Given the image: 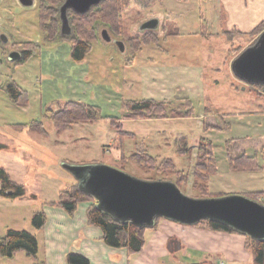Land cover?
<instances>
[{
    "label": "rangeland",
    "instance_id": "374dc122",
    "mask_svg": "<svg viewBox=\"0 0 264 264\" xmlns=\"http://www.w3.org/2000/svg\"><path fill=\"white\" fill-rule=\"evenodd\" d=\"M43 1L0 0V167L26 189L24 198L0 195V234L30 228L29 217L44 201L76 188V178L62 166L65 161L96 162L140 179L178 182L184 194L199 198L195 171L204 137L213 144L216 164L208 180L211 197L259 188L264 153L254 143L259 133L264 137V92L241 81L231 61L260 32L226 37L225 29L206 26L202 0H129L118 28L97 20L90 50L74 60L60 22L54 37L41 30ZM153 18L158 26L142 30L141 23ZM103 28L111 41L102 39ZM13 81L25 91L18 102L8 89ZM151 98L180 111L189 98L191 114L125 117V101ZM68 100L97 105L100 116L59 130L50 115ZM136 151L154 156L155 164H137L131 158ZM242 153L255 155L262 169H232L229 155ZM166 158L173 168L159 169Z\"/></svg>",
    "mask_w": 264,
    "mask_h": 264
},
{
    "label": "trees",
    "instance_id": "16d2710c",
    "mask_svg": "<svg viewBox=\"0 0 264 264\" xmlns=\"http://www.w3.org/2000/svg\"><path fill=\"white\" fill-rule=\"evenodd\" d=\"M64 0H47L41 2L39 7L40 27L48 37H54L59 33V6ZM129 4V0H102L98 5L92 7L87 13L76 14L68 11L72 33L70 35H61L62 38L68 37L71 41V56L74 60L83 59L92 46V42L96 39L95 23L97 20L105 22L111 28L117 29L122 20V13ZM264 29V19L261 20L251 31L246 33H259ZM243 33L238 30H225L226 37L234 33ZM245 34V33H243ZM147 40V39H145ZM262 88L260 84H251ZM14 101H21L24 95V89L16 82H11L8 86ZM186 110L180 111L172 108L168 110L169 103L156 99H140L125 101L126 108L125 117L128 118H160V117H181L191 114L192 106L189 98L185 99ZM100 116V110L97 105L84 103L80 101L68 100L63 107L57 109L50 115L54 126L59 129H69L78 122H87L94 120ZM32 122V128L35 127ZM36 124V123H35ZM212 142L202 137L198 144V170L195 184L201 190L200 197L213 196L208 190L209 176L216 171L215 158L213 153ZM4 147L0 142V149ZM131 158L139 165L146 163H154L155 157L148 153H140L138 151L131 155ZM229 163L234 170H253L262 169L258 158L253 155L249 156L244 153L238 156L229 155ZM174 163L171 159H163L159 164V169L173 168ZM181 174V173H180ZM184 175L181 174V177ZM198 178H200L198 180ZM179 180V179H178ZM179 187V183L175 182ZM245 196L256 199L261 196V202L264 204V189L255 192H245ZM0 195L21 198L26 196L25 186L14 181L9 173L0 167ZM224 195V194H219ZM35 195L29 198H35ZM91 200L92 204L88 210L89 222L99 226L103 232L104 242L113 247H126L130 252H138L144 244L143 228L135 225L130 221H120L115 219L111 214L98 209L95 205V199L90 194L80 191L78 188L73 190H63L59 194L58 204L66 212L72 213L79 201ZM46 222V213L44 211H36L32 214L31 223L35 228H41ZM210 228L215 230L236 231L232 227L209 219L201 220ZM246 245L253 253V264H264V239L257 240L247 236ZM18 251H24L28 256L35 257L37 252L36 237L25 229H7L5 234L0 237V254L5 257H11ZM68 264H90L89 259L83 254L70 252L67 254ZM191 264H213V263H191Z\"/></svg>",
    "mask_w": 264,
    "mask_h": 264
},
{
    "label": "crops",
    "instance_id": "0c3cea01",
    "mask_svg": "<svg viewBox=\"0 0 264 264\" xmlns=\"http://www.w3.org/2000/svg\"><path fill=\"white\" fill-rule=\"evenodd\" d=\"M202 6L207 14L205 25L217 29L246 33L264 19V0H202ZM262 136L259 133L261 139L254 145L256 151L264 153ZM263 189L264 181L259 188L247 192ZM255 200L261 202L262 197L257 196ZM53 202L44 201L37 210L46 213V222L41 228L32 225V215H29L31 227L25 230L36 237V256H28L24 251L11 257L0 254V264H68L66 257L70 252L83 254L90 264H253V253L246 245L248 235L237 230H215L205 222L186 224L158 217L151 226L143 228L141 250L130 252L126 247H113L104 242L102 229L88 219L91 200L79 201L72 213Z\"/></svg>",
    "mask_w": 264,
    "mask_h": 264
},
{
    "label": "water",
    "instance_id": "95a60500",
    "mask_svg": "<svg viewBox=\"0 0 264 264\" xmlns=\"http://www.w3.org/2000/svg\"><path fill=\"white\" fill-rule=\"evenodd\" d=\"M34 0H19L30 5ZM102 0H64L59 6L60 34L70 35L68 11L87 13ZM158 19L141 23V29H154ZM101 37L111 41L108 29ZM120 50L121 40H116ZM17 52L10 55L16 59ZM232 72L246 84H260L264 92V29L256 40L245 47L232 61ZM77 180V188L95 199L98 209L120 221H130L137 226H151L158 217L181 223L194 224L209 219L224 223L248 236L264 239V204L242 194L217 197H191L184 194L172 181L136 178L122 169L111 168L96 162L75 164L63 162Z\"/></svg>",
    "mask_w": 264,
    "mask_h": 264
},
{
    "label": "built area",
    "instance_id": "2783aa9c",
    "mask_svg": "<svg viewBox=\"0 0 264 264\" xmlns=\"http://www.w3.org/2000/svg\"><path fill=\"white\" fill-rule=\"evenodd\" d=\"M221 264H224V263H221Z\"/></svg>",
    "mask_w": 264,
    "mask_h": 264
},
{
    "label": "flooded vegetation",
    "instance_id": "af4514ba",
    "mask_svg": "<svg viewBox=\"0 0 264 264\" xmlns=\"http://www.w3.org/2000/svg\"><path fill=\"white\" fill-rule=\"evenodd\" d=\"M158 25V24H157Z\"/></svg>",
    "mask_w": 264,
    "mask_h": 264
}]
</instances>
